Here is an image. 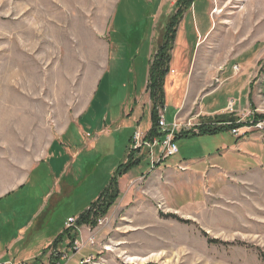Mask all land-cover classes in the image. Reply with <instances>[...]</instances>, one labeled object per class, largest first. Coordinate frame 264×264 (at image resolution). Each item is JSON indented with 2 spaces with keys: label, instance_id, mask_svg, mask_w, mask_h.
<instances>
[{
  "label": "rangeland",
  "instance_id": "obj_1",
  "mask_svg": "<svg viewBox=\"0 0 264 264\" xmlns=\"http://www.w3.org/2000/svg\"><path fill=\"white\" fill-rule=\"evenodd\" d=\"M177 2L0 0V196L21 182L49 141L60 135L65 143L60 162L69 160L75 148L90 151L67 166L66 173L79 169L81 174L86 165V176L73 183L76 205L98 191L93 185L112 160L125 162L128 133L137 129L122 130L121 125L108 134L106 125L137 120L140 131L147 128L151 106L143 90L149 64L166 23L177 16L165 108L158 113L170 121L184 89L188 91L189 70L194 83L196 78L208 80L201 93L216 89L201 99L202 106L218 109L233 102L231 110L215 114L220 119L188 116L191 128L218 120L233 126L250 122L236 132L180 136L174 141L177 153L159 163L146 154L129 167V178H139L118 189L104 213L94 217L89 200L85 209L94 224L75 222L69 230L64 224L68 234L47 249L45 237L55 233L52 228L77 219L68 217L75 204L54 209L48 195L44 215L55 212L49 227L26 233L17 229L41 199L36 190L19 214L4 212L6 205L0 204V248L21 236L8 256L0 255L3 264H81L87 258L84 264H264V119L252 120L264 115V14L258 26L241 28L235 18L249 0ZM184 28L192 40L188 48L180 38ZM171 67L175 72L168 81ZM84 106L87 111L78 119L84 131L76 123L68 127ZM198 107L196 99L192 114ZM53 184L46 176L35 188L45 193ZM11 196L7 200L15 206L24 202L20 194Z\"/></svg>",
  "mask_w": 264,
  "mask_h": 264
},
{
  "label": "crops",
  "instance_id": "obj_2",
  "mask_svg": "<svg viewBox=\"0 0 264 264\" xmlns=\"http://www.w3.org/2000/svg\"><path fill=\"white\" fill-rule=\"evenodd\" d=\"M209 30L210 29H207L205 31L203 37L206 36V34L209 32ZM183 31H184V35H182L180 38H181V40H185L184 44L188 48L189 46H192V43H191L192 40H191V38H189L187 36L185 28L183 29ZM197 38H199V37L197 36L195 38L193 49H194L195 45L197 46V44H196ZM171 70H172V72L170 71V73H169V76H168V79H167L168 81H169L170 77L172 78V74L175 72L172 67H171ZM188 72H189V70H187V76L189 77L188 91L186 89H184L181 101H180L178 107H176V110L173 111V114H172V117H171L170 121H167L165 119L167 123H170L174 118L175 119L177 118L181 123L184 122V119H187V120L191 121L192 118L190 119V118H187V117L190 116V115L198 114V113H200L202 115H204V114H206V115L219 114V113L223 112L226 109V107H227V105H224L223 107H220L218 109H214V108L207 109L205 106H202L201 99L203 97L206 98L207 96L210 97L215 92L216 89H214L212 91L201 93L200 89L204 85H206L208 80L205 79V80L201 81V80H198L196 78L195 83H194L193 82L194 81V79H193L194 77L193 76L191 77L192 72L190 73V75H189ZM227 77L224 78V80L227 79ZM230 77H232V76H230ZM230 77H228V78H230ZM173 85H174V82L170 81L169 82V86L171 88H173ZM145 90H146V82H145V89L143 90V93L145 95H147L146 101L150 105L149 96H148V94L146 93ZM164 93H165V96H166L165 83H164ZM196 99L198 101V106L199 107H198V110L196 111V113L192 114L193 103L196 101ZM228 99H230L229 96L227 97V100ZM164 103H165V101H164ZM87 108L84 106L83 110L78 115V117L76 119H74V120H69L67 126L68 127L71 126L72 123L78 124V119L81 121V117L85 114V112L87 111ZM164 108H165V104H164ZM149 113H150V107H149ZM149 119H150V117H149ZM113 123H114V121L112 120L109 123V125H106L109 128L108 134H111L112 132L115 133L114 131H119L121 125H124V126H121L122 130H124L126 128H132V130L137 128L136 130H140L139 121H137V120L133 121V122L132 121L128 122V124H124V122H120L119 124L116 125L117 127H115V128L113 127ZM249 123L250 122H248L247 124H249ZM150 124H151V119H150V123L147 124L148 125L147 128L143 129L144 131H142L144 134H146V132L149 130V128L151 126ZM78 126L80 127L81 131H84L83 128L79 124H78ZM244 126H248V125H244L243 124L242 127H244ZM64 129H66V128H64ZM64 131H62V132H64ZM132 133H128L127 146L131 142L130 138L132 136ZM62 139L63 138L60 135L58 137H54L51 141H49L48 146H47L44 154L41 155L40 159L37 160L32 166H30L29 169H27L28 171L22 176L21 182L18 183V185L14 189H12V190L8 191L7 193H5L4 195L0 196V204L6 205L4 207L6 211H4V212H7V210H10V211L14 210V211L17 212V214H19V211L22 210L23 206H25V204L27 203V201H25V200L29 196L30 191L36 190L35 192H37V195L39 197L41 196V199H40L38 205H36L37 207H35V210L33 211L31 217L28 220L20 223V225H19V227L17 229L20 232L25 231V233H26L30 228H35V230H38V229L42 230L43 229V224L47 228L49 227V225L51 223V220H52V215L55 212L50 210V212H46V217L44 215L46 207H45V204H43V201L48 195H49L48 196L49 199H48L47 202H49L50 199H53L54 202H53L52 206H53L54 209L56 207H58L59 205L64 207L65 204H67V205L75 204L73 213H68V215L69 214H71V215H69V216L67 215V216L68 217H70V216L78 217L79 214L84 212L89 207V205H87L89 200H91L90 201V205H91V203L94 202L98 198V196H99L98 194H100L103 191V189L108 185V183L110 181L109 176H111L112 174L114 175V173L116 172L118 167L122 163H124V160L121 163H118L119 162V158L116 159V160H112V162L110 163V165L107 168L106 173L105 174L102 173L101 179L96 183V185H93V189L94 190H98V191L96 193L92 194V195L90 194L89 198H87L85 196L86 200L81 201L79 203V205H76V199H74V194L76 193V188L73 186V183L76 182V181L78 182L80 180V178H82L81 174H83V177L86 176V165L82 169V171H85V172H82L81 174H80L79 169L77 170V172H75V169H73V170H71L70 173L69 172L66 173V170H67L68 163L70 161H71L70 164H74L78 157H80L83 153H87L89 150L82 151L81 149L75 148L74 150L71 151L72 155H71V158L69 160H67L65 162H60V159L63 157V156H61L62 152H63V147H61V144H62V146L65 145V143L62 142ZM114 142H115V139L113 140V144H114ZM124 144L122 143L121 148H123L122 146ZM96 146H97V144L94 142L93 146L91 148H89V149H91V151H92L93 149H95ZM124 147H125V145H124ZM145 151H146V149H143L141 152H145ZM146 154H147V152H146ZM147 156H148V154H147ZM81 163L82 162H80L77 165L78 168L81 167L80 166ZM35 171L37 173V175H36L37 183L36 182L34 183L35 186L37 184H39V182H41L46 176H50L54 180L53 186L47 192L44 193V189L37 191V188H35V186H32L30 184V180H31L32 175H33V173ZM129 175H130L129 169H127L124 173L116 175L115 178H116V181H117L118 189L120 191H121V189L123 188V186L127 182H132L133 180H136V179L139 178V177H137V178L130 179ZM69 178H73V180L71 181ZM79 190H80V188H79ZM79 190H77V191H79ZM86 190H87V188H86ZM18 194L21 195V198H22V200H24V202L19 203L17 201L16 202V206H15V205H13L14 203L12 204L9 200H7V199L10 198L11 195L17 196ZM8 208H11V209H8ZM2 211L0 212V214L2 213ZM41 215H43L42 219L40 218ZM14 217H15V214L12 215V218H14ZM7 219L11 220L10 217H7ZM13 222H15V221H13ZM62 225L63 226L61 227V229H56L55 227L52 228V232L55 231V233L53 234L54 237H53V235H46V237H45L46 243H45L44 249H47L50 246V244L53 242V240L63 232V230H64V222L62 223ZM51 236H52V239L50 241H48ZM78 237H79V235H78ZM20 238H21V236L18 235L17 237H15V239L14 238L11 239V241L9 243H7L3 248H0V255L8 256V251L9 250L12 251L14 249L16 241L18 239H20ZM3 249H5V250H3ZM39 254L40 253H37V255H39ZM7 258L10 259V257H7ZM13 260H15V259L11 258V261H13Z\"/></svg>",
  "mask_w": 264,
  "mask_h": 264
},
{
  "label": "trees",
  "instance_id": "obj_3",
  "mask_svg": "<svg viewBox=\"0 0 264 264\" xmlns=\"http://www.w3.org/2000/svg\"><path fill=\"white\" fill-rule=\"evenodd\" d=\"M179 2V0H177ZM191 1L193 0H186L187 3H192ZM177 2V3H178ZM180 12H175L173 16L178 15ZM172 16V18H173ZM178 22H179V17L177 16L172 19L170 22V25L166 23V27L163 31V39L162 43L158 46L157 51L152 59V61L149 64L148 68V73H147V79H146V90L149 96V101H150V119H151V126L149 130L146 132L148 138H152L154 136L162 137L164 136V133L158 132V111L159 108H164V100H165V93H164V83H165V77L169 71V64L171 61V50L173 47L174 39H175V34L178 29ZM175 23L174 27L171 29L169 27L173 26ZM177 23V24H176ZM255 117V116H254ZM252 118V120H259V119H264V115H259L256 119ZM216 119L218 116L215 115ZM229 123V124H228ZM248 123V122H246ZM252 123V122H251ZM248 125V124H247ZM243 126V124L239 125L238 123L233 126V123L230 121H225V120H218L214 122L213 124H207L201 122L200 124L194 126L193 128L189 130H181L180 132L176 133L174 135V140H176L180 136H187L189 134L194 135H204L207 134L209 135H214L217 134L221 131L224 130H232V129H237L238 127ZM146 156V152H142L139 155H135L134 153H129L128 157L126 158L125 162L122 163L114 175L111 177L108 185L103 189V191L99 194L98 198L91 203L90 208L93 209V214L94 217L97 215V213H104L111 205L113 200L117 197L118 195V185L116 181V175H119L121 173H124L129 167L133 165H137L140 163L141 160H143ZM90 213V210H85L81 214L78 215L76 219V223L80 225L81 223H87L94 224L95 222L92 219L91 221L88 218V214ZM96 213V214H95ZM68 233H64V231L57 236L52 244L55 245L57 242H61L62 239L64 238L65 235ZM71 237V239H73ZM51 244V245H52ZM58 244V243H57Z\"/></svg>",
  "mask_w": 264,
  "mask_h": 264
},
{
  "label": "built area",
  "instance_id": "obj_4",
  "mask_svg": "<svg viewBox=\"0 0 264 264\" xmlns=\"http://www.w3.org/2000/svg\"><path fill=\"white\" fill-rule=\"evenodd\" d=\"M232 105L233 102L229 101L227 107L231 110ZM157 122L158 130L159 132L164 133V136L148 138L147 134H144L140 130H135L133 132L132 137L130 138L131 142L129 145V152L134 153L135 155H139L143 149H146L145 152H147L150 157H153L155 153H157L158 156L154 159V162L152 163L162 162L169 156L175 155L177 153V148L173 143L174 135L180 132L181 130H189L194 125L191 124L190 120L181 123L177 118H174L168 124L165 120L164 114L161 113V111L158 114ZM232 132H236V130L233 129ZM75 222V218H68L67 221H64L65 229L69 230L70 227L74 226ZM72 244H74L73 249H76V240H74ZM2 261H0V264H3ZM85 261L89 262L90 259L87 258L84 259V261L82 260L81 264H84Z\"/></svg>",
  "mask_w": 264,
  "mask_h": 264
},
{
  "label": "bare ground",
  "instance_id": "obj_5",
  "mask_svg": "<svg viewBox=\"0 0 264 264\" xmlns=\"http://www.w3.org/2000/svg\"><path fill=\"white\" fill-rule=\"evenodd\" d=\"M220 12H221V9H218L216 7L214 8L215 14H219ZM263 14H264V0H249V2H246L245 5L239 10V12L235 18V22L237 24H240L241 28L242 27L247 28V27H250L251 25L253 27L254 23L258 26V24H259L258 22L261 21L260 16H262ZM257 26L254 25L255 28ZM257 29H258V27H257ZM258 31H261V27L258 29ZM174 141L175 140L173 138V143H174ZM157 156H158V154L155 153L154 157H157ZM154 157H153V159H154Z\"/></svg>",
  "mask_w": 264,
  "mask_h": 264
}]
</instances>
